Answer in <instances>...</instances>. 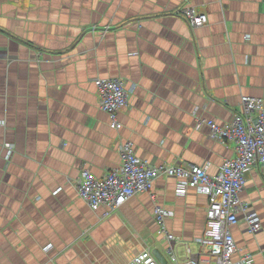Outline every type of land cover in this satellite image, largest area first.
<instances>
[{
    "label": "crops",
    "instance_id": "1",
    "mask_svg": "<svg viewBox=\"0 0 264 264\" xmlns=\"http://www.w3.org/2000/svg\"><path fill=\"white\" fill-rule=\"evenodd\" d=\"M186 5L208 23L192 28L178 14ZM99 79L130 93L120 131L100 107ZM244 96L264 99V0H0V264H128L143 250L158 264H188L187 250L201 251L206 196H179V180L160 177L104 217L67 180L117 170L127 141L154 167L215 175L236 153L208 121H232ZM241 198L262 231L231 229L234 260L264 264V165ZM156 206L172 214L177 262Z\"/></svg>",
    "mask_w": 264,
    "mask_h": 264
},
{
    "label": "built area",
    "instance_id": "2",
    "mask_svg": "<svg viewBox=\"0 0 264 264\" xmlns=\"http://www.w3.org/2000/svg\"><path fill=\"white\" fill-rule=\"evenodd\" d=\"M178 14L194 29L208 23L205 14L204 19L197 17L199 12L189 5L184 6ZM98 86L101 109L111 119L110 128L118 131L123 125L117 121V114L127 107L130 93L126 92L124 83L119 79L101 80L98 81ZM241 101L242 112L234 114L232 121L225 128L219 126L212 136L218 141L233 143L236 152V156L224 163L217 174L211 175L206 168H198L199 166H193L191 172L175 171L174 166L168 165L154 167L140 159L135 153L133 142L127 141L120 149L121 164L117 170L109 172L103 179H97L88 171L80 175V194L94 211L105 206L116 212L134 196L150 192L154 182L160 177L181 178L178 179L180 192L186 193L191 186L201 188L210 197L206 211L210 209L212 213L206 216V229L199 240V253H206L217 264H251V255L240 261L234 260L237 248L231 229L238 224V217L242 213V219L252 226L254 233L261 229L257 224V217L242 203L241 194L246 186L245 172L264 165V99L244 96ZM212 124L208 125L211 127ZM234 132L237 137L232 135ZM156 214L159 224L162 225L166 219L165 212L157 208ZM166 239L173 247L174 237L170 235ZM154 259L149 250H144L136 255L131 264H156ZM213 259L204 263L207 264ZM192 264L200 263L194 259Z\"/></svg>",
    "mask_w": 264,
    "mask_h": 264
},
{
    "label": "rangeland",
    "instance_id": "3",
    "mask_svg": "<svg viewBox=\"0 0 264 264\" xmlns=\"http://www.w3.org/2000/svg\"><path fill=\"white\" fill-rule=\"evenodd\" d=\"M197 17H200L201 19H204L205 18V16L203 15V13H199V15H197ZM208 18V17H207ZM128 106V105H127ZM127 107H125V108H123V109H126ZM123 109H121V110H123ZM120 110V111H121ZM209 123H213V122H211V121H208V124ZM226 125L227 124H222V125H220L221 127L222 126H224V128L226 127ZM210 127V126H209ZM121 130V129H120ZM120 130H118V131H120ZM116 131V130H115ZM219 142H222V144H230L231 142H226V141H223V140H219ZM233 144V143H232ZM124 145L122 144L121 145V147H120V149H122V147H123ZM7 148H8V150L11 152L12 151V146L11 145H7ZM236 153V152H235ZM119 154H120V151H119ZM233 158H230V159H227V160H225V162L224 163H226V162H228V161H230V160H232ZM121 161V160H120ZM170 166H174V169L173 170H175V171H179V170H182V171H186V172H191V168L193 167V166H195V165H191V164H174V165H170ZM198 168H202V169H205V167H201V166H199ZM251 170H248V171H246L245 172V174H244V179H245V181H246V183H247V174L250 172ZM84 172V171H83ZM82 172V173H83ZM177 179H181V178H177ZM155 181V180H154ZM179 183H180V181H179ZM67 184H70V185H73L74 186V188L76 189V191H77V196L81 199V200H83L84 202H86L87 204H88V206L90 207V205H89V202L80 194V192H81V186H80V178H77V180H75V182H72V180H70V179H68L67 180ZM179 185V184H178ZM189 188L190 189H194V190H196L199 194H202V195H204V196H206L207 198H208V202H210V197L204 192V191H202V189L201 188H194V187H191V186H189ZM188 188V189H189ZM178 189V190H177ZM177 189H176V193L179 195V196H183V195H185L186 193H183V192H180L179 191V186H177ZM152 190H153V188H152ZM152 190L150 191V192H147V193H151L152 192ZM143 194H145V193H143ZM242 194H243V191H242ZM140 195H142V194H140ZM138 196V195H137ZM134 197H136V196H134ZM242 200V199H241ZM129 201V200H128ZM126 203V202H125ZM125 203H123L122 205H121V207L125 204ZM242 203L244 204V205H247L248 206V203L247 202H244L243 200H242ZM121 207H119L118 208V211L120 210V208ZM91 208V207H90ZM103 208H105L106 209V213H105V215H104V217H106V216H109L111 213H113L111 210H109L107 207H101V208H99V209H103ZM157 208H160L162 211H164L165 212V214H164V216H165V220H164V222H163V224L162 225H160L159 224V222H158V218H157V214H156V209ZM92 209V208H91ZM98 209V210H99ZM92 210H94V209H92ZM98 210H95V211H98ZM248 210H249V212L251 213V214H254L256 217H257V219H258V223L257 224H259V226H261V229L257 232V233H254L253 231H252V226L250 225V224H248L244 219H241V218H243L242 216L244 215V213H242V215H240L241 216V218H239L238 217V223L239 222H243V223H245V225L247 226V228H248V232L250 233V234H252V235H257V234H259L261 231H262V222H261V219H260V217H259V215L256 213V212H254L253 210H251L250 208H248ZM210 213H212V211L209 209L208 211H206V216H207V214H210ZM153 214H154V218H155V222H156V224L158 225V227H159V234H161L162 236H164V238L166 239L168 236H170V235H172V234H169L168 233V231H167V229H166V227H165V221L168 219V218H170V217H172V214L170 213V212H168L166 209H164V208H162L161 206H156L155 207V209L153 210ZM206 222H207V220H205V225H206ZM205 229H206V227H205ZM205 229H204V231H205ZM204 234V233H203ZM173 236V235H172ZM174 237V236H173ZM201 239V238H200ZM167 240V239H166ZM235 241V240H234ZM170 244V243H169ZM235 245H236V243H235ZM176 245H175V238H174V245H173V247H171V245H170V251L169 252H171L170 253V256H171V260L173 261V262H177V259H176V256L174 255V253H173V249H174V247H175ZM236 248H237V246H236ZM144 251V250H143ZM150 251V250H149ZM151 252V251H150ZM237 252H238V248H237ZM151 254H152V252H151ZM186 254H187V258H186V261H187V263L188 264H192L193 262H194V259H196L200 264H206V263H204L205 262V260H208V259H213V258H211L210 256H208L206 253L204 254V253H193V252H191L190 251V249H188L187 250V252H186ZM153 255V254H152ZM236 255V254H235ZM251 255V254H250ZM252 256V255H251ZM136 257V256H135ZM135 257L133 258V260L135 259ZM153 257H154V255H153ZM155 258V257H154ZM203 258H205V260L203 259ZM252 258H253V256H252ZM133 260H131L128 264H131L132 262H133ZM155 260V262H156V264L158 263L157 262V260L156 259H154ZM207 264H217V262L213 259V261H211V262H209V263H207Z\"/></svg>",
    "mask_w": 264,
    "mask_h": 264
},
{
    "label": "bare ground",
    "instance_id": "4",
    "mask_svg": "<svg viewBox=\"0 0 264 264\" xmlns=\"http://www.w3.org/2000/svg\"><path fill=\"white\" fill-rule=\"evenodd\" d=\"M101 80H110V79H99V80H97L96 81V86L99 88V86H98V81H101ZM101 103V100H99V104ZM100 107H101V105H100ZM242 112V111H241ZM107 114V113H106ZM108 115V114H107ZM109 116V115H108ZM110 118V117H109ZM117 121H119L120 122V120H119V115L117 114ZM231 122V121H230ZM229 122V123H230ZM110 123H111V119H110ZM213 126H211L210 127V129H211V134H212V136L214 135V133H215V131L218 129V127L220 126V125H217L216 123H214L213 122V124H212ZM122 129V128H121ZM232 135H235V137H237V133H232ZM213 138V137H212ZM103 179V178H102ZM246 187V186H245ZM244 190H245V188H244ZM208 206H209V204H208ZM208 208V207H207Z\"/></svg>",
    "mask_w": 264,
    "mask_h": 264
},
{
    "label": "flooded vegetation",
    "instance_id": "5",
    "mask_svg": "<svg viewBox=\"0 0 264 264\" xmlns=\"http://www.w3.org/2000/svg\"><path fill=\"white\" fill-rule=\"evenodd\" d=\"M13 150V149H12Z\"/></svg>",
    "mask_w": 264,
    "mask_h": 264
},
{
    "label": "trees",
    "instance_id": "6",
    "mask_svg": "<svg viewBox=\"0 0 264 264\" xmlns=\"http://www.w3.org/2000/svg\"><path fill=\"white\" fill-rule=\"evenodd\" d=\"M190 25V24H189Z\"/></svg>",
    "mask_w": 264,
    "mask_h": 264
}]
</instances>
